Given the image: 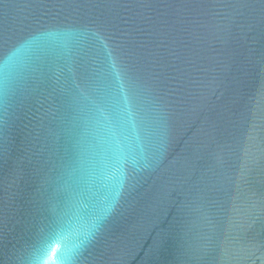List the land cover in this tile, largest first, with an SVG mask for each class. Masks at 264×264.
Listing matches in <instances>:
<instances>
[{
	"label": "water",
	"instance_id": "water-1",
	"mask_svg": "<svg viewBox=\"0 0 264 264\" xmlns=\"http://www.w3.org/2000/svg\"><path fill=\"white\" fill-rule=\"evenodd\" d=\"M0 264H264V0H0Z\"/></svg>",
	"mask_w": 264,
	"mask_h": 264
}]
</instances>
